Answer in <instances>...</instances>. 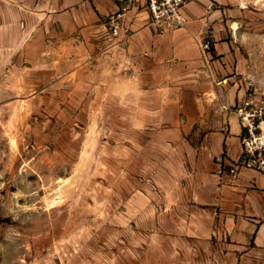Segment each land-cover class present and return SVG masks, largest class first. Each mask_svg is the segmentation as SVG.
Segmentation results:
<instances>
[{
  "label": "rangeland",
  "instance_id": "1",
  "mask_svg": "<svg viewBox=\"0 0 264 264\" xmlns=\"http://www.w3.org/2000/svg\"><path fill=\"white\" fill-rule=\"evenodd\" d=\"M54 2L0 0V264H140L132 197L152 132L116 115L89 73L67 75L43 15ZM208 3L228 76L264 106V0Z\"/></svg>",
  "mask_w": 264,
  "mask_h": 264
},
{
  "label": "crops",
  "instance_id": "2",
  "mask_svg": "<svg viewBox=\"0 0 264 264\" xmlns=\"http://www.w3.org/2000/svg\"><path fill=\"white\" fill-rule=\"evenodd\" d=\"M208 2L190 1L188 30H159L134 10L121 41L105 36L116 0H55L43 13L67 75L89 73L116 115L152 132L151 167L132 197L140 264H264V173L244 165L233 108L243 96ZM205 37L207 64L197 44Z\"/></svg>",
  "mask_w": 264,
  "mask_h": 264
},
{
  "label": "built area",
  "instance_id": "3",
  "mask_svg": "<svg viewBox=\"0 0 264 264\" xmlns=\"http://www.w3.org/2000/svg\"><path fill=\"white\" fill-rule=\"evenodd\" d=\"M191 0H116L118 10L108 16L105 21V36L111 40L121 41L127 16L132 11H144L148 14L150 24L159 30L174 31L188 30V5ZM204 62L208 63V56L212 50L210 37L197 42ZM250 97L243 98L233 106L240 118L244 137V165L253 167L264 173V106L255 105ZM264 105V103H263ZM258 131H261L259 134ZM258 155L259 158L256 156ZM232 166L230 172L235 173Z\"/></svg>",
  "mask_w": 264,
  "mask_h": 264
},
{
  "label": "bare ground",
  "instance_id": "4",
  "mask_svg": "<svg viewBox=\"0 0 264 264\" xmlns=\"http://www.w3.org/2000/svg\"><path fill=\"white\" fill-rule=\"evenodd\" d=\"M237 29H238L237 25H236V24H234V25H233V30H235V31H236Z\"/></svg>",
  "mask_w": 264,
  "mask_h": 264
}]
</instances>
